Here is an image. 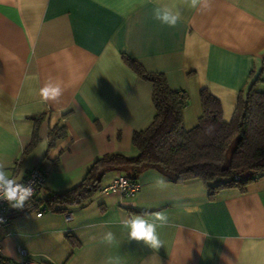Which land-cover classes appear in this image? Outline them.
<instances>
[{"label":"crops","instance_id":"0c3cea01","mask_svg":"<svg viewBox=\"0 0 264 264\" xmlns=\"http://www.w3.org/2000/svg\"><path fill=\"white\" fill-rule=\"evenodd\" d=\"M155 6L152 0H0V159L11 162L9 175L17 179L35 165L47 172L38 205L29 202L0 229L8 260L18 263L21 247L38 264H104L111 256L122 264H264V175L244 191L222 187L210 196L198 178L171 182L147 168L134 179L139 189L132 195L97 190L66 211L42 202L79 184L103 154H137L132 135L153 118L152 84L123 55L187 93L186 129L201 115V89L220 100L225 121L253 83L264 90V0H212L210 12L183 8L176 28L153 19ZM49 77L64 92L44 103L38 93ZM59 126L65 133L50 145L49 131ZM119 174L107 171L101 185ZM156 174L167 188L154 187ZM158 211L168 216L158 229L164 241L158 250L129 241L118 223ZM109 230L117 238L111 246L100 242Z\"/></svg>","mask_w":264,"mask_h":264},{"label":"trees","instance_id":"16d2710c","mask_svg":"<svg viewBox=\"0 0 264 264\" xmlns=\"http://www.w3.org/2000/svg\"><path fill=\"white\" fill-rule=\"evenodd\" d=\"M123 60L152 84L153 118L146 128L132 135L137 154H103L79 184L51 192L42 202L49 207L58 205V211L83 205L97 192L104 174L116 169L130 180L147 168L156 169L171 182L198 178L206 184L210 196L222 187L238 186L244 191L250 181L264 175V90H257L253 83L244 96L238 97L230 120L225 121L220 100L203 88L201 115L195 126L186 129L182 113L188 104L187 93L171 89L163 73L147 72L136 60L124 55ZM210 126L213 131L208 134ZM64 133L63 126L52 128L49 144ZM33 136L25 152L34 145L36 132ZM40 201L34 197L29 201L30 207L35 208ZM24 209L27 208L20 210Z\"/></svg>","mask_w":264,"mask_h":264},{"label":"clouds","instance_id":"9594fccd","mask_svg":"<svg viewBox=\"0 0 264 264\" xmlns=\"http://www.w3.org/2000/svg\"><path fill=\"white\" fill-rule=\"evenodd\" d=\"M156 5L152 9V17L162 26L168 28H176L183 20L182 9L187 8L196 12L212 10V0H173L171 4L161 3V0H152ZM64 86L62 82L55 78L49 77L48 80L39 89V96L44 103L56 102L63 95ZM211 134L213 128L210 126L207 130ZM11 162L0 159V200L6 201L12 209H23L27 202L34 195L33 183L20 182L24 173H21L20 179L9 175L8 169ZM168 186L166 179L156 174L154 178V187L165 189ZM2 222V221H0ZM118 223L123 230H126L129 241L143 242L145 246L152 250H158L164 246L158 232L168 224V216L164 212H155L147 218L145 215L137 214L132 216H121ZM100 242L106 245H114L117 238L111 230L104 232L100 236ZM104 264H122L119 256H111L106 258Z\"/></svg>","mask_w":264,"mask_h":264},{"label":"built area","instance_id":"2783aa9c","mask_svg":"<svg viewBox=\"0 0 264 264\" xmlns=\"http://www.w3.org/2000/svg\"><path fill=\"white\" fill-rule=\"evenodd\" d=\"M46 173V170L42 166L35 165L29 168L23 179L20 180V182L25 184L30 182L33 183L34 195L31 199L36 197L39 188L45 181ZM138 189L139 184L136 181L128 179L123 174H119L106 185H100L98 191L104 194L118 192L122 195H132ZM28 204L29 202L26 203L25 208L28 207ZM17 210L20 209H12L9 207L6 201L0 200V221H2L0 222V229L7 226L11 222V218L17 212ZM41 214L42 210L36 213L37 216H40ZM65 217L68 219L70 216L66 213ZM18 252L22 257L18 263L8 260L2 251L0 239V264H38L28 256V253L25 249L19 247Z\"/></svg>","mask_w":264,"mask_h":264}]
</instances>
